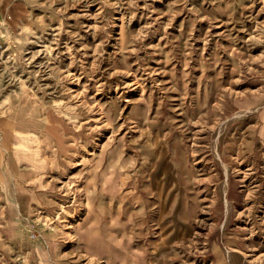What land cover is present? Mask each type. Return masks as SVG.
<instances>
[{
    "label": "rangeland",
    "instance_id": "1",
    "mask_svg": "<svg viewBox=\"0 0 264 264\" xmlns=\"http://www.w3.org/2000/svg\"><path fill=\"white\" fill-rule=\"evenodd\" d=\"M0 41V264H264V0H21Z\"/></svg>",
    "mask_w": 264,
    "mask_h": 264
},
{
    "label": "crops",
    "instance_id": "2",
    "mask_svg": "<svg viewBox=\"0 0 264 264\" xmlns=\"http://www.w3.org/2000/svg\"><path fill=\"white\" fill-rule=\"evenodd\" d=\"M21 0H0V32L3 30L2 24L6 18L12 14Z\"/></svg>",
    "mask_w": 264,
    "mask_h": 264
},
{
    "label": "built area",
    "instance_id": "3",
    "mask_svg": "<svg viewBox=\"0 0 264 264\" xmlns=\"http://www.w3.org/2000/svg\"><path fill=\"white\" fill-rule=\"evenodd\" d=\"M3 49V44L2 42L0 41V51Z\"/></svg>",
    "mask_w": 264,
    "mask_h": 264
},
{
    "label": "bare ground",
    "instance_id": "4",
    "mask_svg": "<svg viewBox=\"0 0 264 264\" xmlns=\"http://www.w3.org/2000/svg\"><path fill=\"white\" fill-rule=\"evenodd\" d=\"M3 50V49H2ZM2 50L0 51V53L2 52Z\"/></svg>",
    "mask_w": 264,
    "mask_h": 264
}]
</instances>
